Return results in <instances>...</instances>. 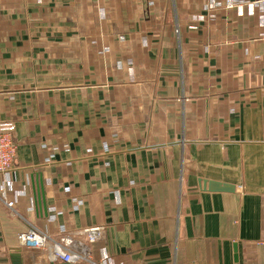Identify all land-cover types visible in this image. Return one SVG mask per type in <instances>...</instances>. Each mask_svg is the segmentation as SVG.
I'll return each instance as SVG.
<instances>
[{
	"label": "crops",
	"instance_id": "1",
	"mask_svg": "<svg viewBox=\"0 0 264 264\" xmlns=\"http://www.w3.org/2000/svg\"><path fill=\"white\" fill-rule=\"evenodd\" d=\"M5 121L0 264L93 227L96 261L264 264V0H0Z\"/></svg>",
	"mask_w": 264,
	"mask_h": 264
},
{
	"label": "built area",
	"instance_id": "2",
	"mask_svg": "<svg viewBox=\"0 0 264 264\" xmlns=\"http://www.w3.org/2000/svg\"><path fill=\"white\" fill-rule=\"evenodd\" d=\"M14 131L15 125L12 122L0 123V175L6 177L1 184L3 187L11 183L10 174L18 153ZM7 205L12 208L14 203L8 202ZM103 236L104 228L102 227L84 229L75 234L67 233L60 238H54L47 233L30 228L18 235V242L22 248L48 251L52 258L67 264H113V259L106 250H102L98 261L93 258L92 246Z\"/></svg>",
	"mask_w": 264,
	"mask_h": 264
},
{
	"label": "water",
	"instance_id": "3",
	"mask_svg": "<svg viewBox=\"0 0 264 264\" xmlns=\"http://www.w3.org/2000/svg\"><path fill=\"white\" fill-rule=\"evenodd\" d=\"M205 184V188L208 189L210 191H231L232 188L226 187V185H224L225 187L222 188V185L220 183H216V182H207L204 183ZM13 263L14 264H22V260H21V256L20 255H15L14 259H13Z\"/></svg>",
	"mask_w": 264,
	"mask_h": 264
},
{
	"label": "rangeland",
	"instance_id": "4",
	"mask_svg": "<svg viewBox=\"0 0 264 264\" xmlns=\"http://www.w3.org/2000/svg\"><path fill=\"white\" fill-rule=\"evenodd\" d=\"M27 36L28 37L33 36L34 41H42L44 40L42 39V37H45V35L42 36L41 34H34V35H27ZM50 36L53 38V40L63 41V40H74V38L77 39L79 35H50ZM98 36H101V35H98ZM62 37H66V39H62ZM85 38H89V35H87ZM98 40H101V39H98ZM5 122H8V121H5Z\"/></svg>",
	"mask_w": 264,
	"mask_h": 264
}]
</instances>
